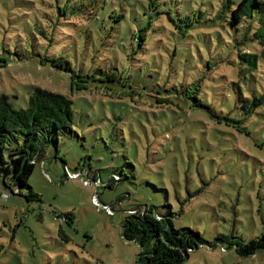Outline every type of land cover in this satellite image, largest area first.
<instances>
[{"label":"rangeland","instance_id":"obj_1","mask_svg":"<svg viewBox=\"0 0 264 264\" xmlns=\"http://www.w3.org/2000/svg\"><path fill=\"white\" fill-rule=\"evenodd\" d=\"M122 1L0 0L7 63L0 62V94L15 109L26 107L33 87L68 97L77 134L60 137L58 154L48 147L34 166L28 184L40 201L12 195L0 181V264H135L139 248L122 238L121 222L143 204L170 210L175 228L209 242L264 231V99L245 115L232 86L250 102L264 98V59L238 74V32L217 17L222 0H150L155 10L147 0ZM65 4L63 16L52 17L55 38L32 30L30 39L33 13L55 15ZM199 13L186 36L174 28V20ZM99 70L123 80L109 83L116 79L109 73L71 82V74ZM223 117L233 123H218ZM84 160L103 184L112 172L127 179L109 189L81 173L68 178ZM65 213L73 220L60 236L54 215ZM226 247L202 246L184 264H264V254L243 258Z\"/></svg>","mask_w":264,"mask_h":264},{"label":"trees","instance_id":"obj_2","mask_svg":"<svg viewBox=\"0 0 264 264\" xmlns=\"http://www.w3.org/2000/svg\"><path fill=\"white\" fill-rule=\"evenodd\" d=\"M69 1L71 0H67V3ZM126 1L123 0L122 4ZM147 2L149 9L155 10L152 9L150 0ZM65 8L66 4L63 8L57 5L54 11L55 15L48 14L45 10L33 13V18L30 17L33 25L27 31L28 35L32 30H35L40 33L38 34L42 39L53 40L56 36L53 25L56 22L52 21V17H56V21H58L63 16ZM125 16L121 12L115 18L121 21ZM200 17V13L198 19L194 14L179 17L178 22L174 20V28L186 36L188 29L194 28V23L199 22ZM217 17L226 22L230 29L238 32L234 40L237 47L236 58L240 66L238 74L244 75L256 70L258 61L264 59V0H222ZM44 24L49 25L48 30L43 27ZM145 30H147L146 27L138 29L141 42L144 40L142 33ZM29 36L31 39L32 36ZM245 45L248 46V49L259 46L261 51L258 53L242 52L244 50L242 46ZM0 62L1 66L7 64L6 58L2 56H0ZM51 64L53 67L64 66L65 70L71 72L70 66L66 62L54 60ZM109 73L116 77L114 80H112L113 77H109V83H118L119 79L123 80L122 75L116 70H99L86 76L71 74L70 79L72 83L86 79L92 82L95 80V76L105 77ZM125 83L129 86L127 82ZM232 86L237 89V98L243 102L241 109L245 110V115H250L262 104L263 96L253 98L250 102L242 97L240 86L236 82ZM249 104L251 106H248ZM73 113L72 101L68 97L40 87H33L28 96L27 105L23 109L13 108L8 96L0 94V181L12 195L24 197L27 202L41 200L40 196L34 193L29 186L28 179L34 166L43 161L46 148L52 147L56 156L58 154L56 147L60 137L77 136L72 128ZM217 121L218 123L224 121L226 125H230L232 122L226 117L218 118ZM61 162L65 169V161ZM72 171L80 172L81 175L94 183H101L102 186L99 188L111 189L119 185L123 178L127 179L124 175L112 172L107 182L103 184L98 172L93 171L88 161L86 163L85 160ZM64 177L66 178L65 172ZM24 189L27 192L23 195ZM140 206L127 210V215L121 222L122 238L127 242L137 244L139 248L135 264H184L192 251L202 246L213 249L221 244H225L227 249H232L237 256L243 258L264 254V231L248 241H243L236 236L218 235L212 242H209L198 231L188 227L175 228L173 225L174 214L170 210L163 213L148 204ZM109 207L111 208V206ZM54 220L59 224L58 235L61 236L63 235L62 226L68 224V221L72 222L73 215L71 213L54 215Z\"/></svg>","mask_w":264,"mask_h":264},{"label":"built area","instance_id":"obj_3","mask_svg":"<svg viewBox=\"0 0 264 264\" xmlns=\"http://www.w3.org/2000/svg\"><path fill=\"white\" fill-rule=\"evenodd\" d=\"M67 176H68V178H74V177H78V178H79V177H80V172H75V171H74V172H70V171H69V173H67ZM2 197H3V198H7L8 195L5 194V193H3V194H2ZM107 208H108V207H107Z\"/></svg>","mask_w":264,"mask_h":264}]
</instances>
